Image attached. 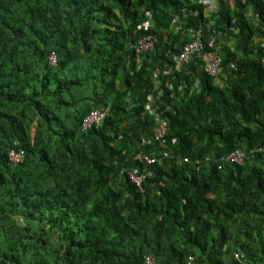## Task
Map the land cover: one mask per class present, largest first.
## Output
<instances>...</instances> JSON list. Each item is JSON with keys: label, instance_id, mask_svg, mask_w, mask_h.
<instances>
[{"label": "trees", "instance_id": "16d2710c", "mask_svg": "<svg viewBox=\"0 0 264 264\" xmlns=\"http://www.w3.org/2000/svg\"><path fill=\"white\" fill-rule=\"evenodd\" d=\"M146 256L264 264V0H0V264Z\"/></svg>", "mask_w": 264, "mask_h": 264}, {"label": "built area", "instance_id": "2783aa9c", "mask_svg": "<svg viewBox=\"0 0 264 264\" xmlns=\"http://www.w3.org/2000/svg\"><path fill=\"white\" fill-rule=\"evenodd\" d=\"M213 42H211L212 44ZM153 48V40L151 37L144 38L139 47L137 48V52H149ZM196 57H199L201 62L203 63L205 71L212 77H218L222 73V59L219 54L212 50L207 51L205 48V44L197 39L195 41L188 42L184 45L182 52L178 57V63L180 65H189ZM50 64L55 65L57 63V55L52 53L50 55ZM106 115V111L95 110L92 111L84 120V128L91 129L92 127L99 126L103 122ZM169 128L167 122L165 120H159L157 123V127L155 129L156 139L162 141L164 144L166 142V136L168 134ZM24 152H12L11 160L15 163H20L23 159ZM245 158V153L242 150H237L228 156V161L231 163L241 165L243 164ZM146 160L147 166L155 164L158 159L156 157H144ZM147 176L151 177L150 174ZM129 177L131 181H133L139 188L142 189V183L146 177V175L137 176L134 173H130ZM143 264H157L153 258L146 256ZM187 264H197L194 257L189 258Z\"/></svg>", "mask_w": 264, "mask_h": 264}, {"label": "clouds", "instance_id": "9594fccd", "mask_svg": "<svg viewBox=\"0 0 264 264\" xmlns=\"http://www.w3.org/2000/svg\"><path fill=\"white\" fill-rule=\"evenodd\" d=\"M214 7H216V4L214 5ZM146 37H151V38H152V40H153V48H154L155 41H156L155 37H153V36H145L144 38H146ZM144 38H143V39H144ZM143 39H142V40H143ZM197 39H200V40L204 43V41L202 40V38H201L200 36H197V38H195V39H193V40H191V41H195V40H197ZM142 40H141V41H142ZM141 41H140V42H141ZM191 41H189V42H191ZM140 42H139V45H140ZM209 42H214V39H211V41H209ZM187 43H188V42H187ZM185 44H186V43H185ZM185 44H184V45H185ZM138 47H139V46H138ZM138 47H137V48H138ZM183 47H184V46H183ZM137 48H136V51H137ZM153 48H152V50H153ZM182 49H183V48H182ZM152 50H151V51H152ZM207 51H212V50H207ZM214 51H215V50H214ZM181 52H182V50H181ZM181 52H180V53H181ZM216 52H217V51H216ZM137 53H138V52H137ZM180 53H179V54H180ZM217 53L219 54V52H217ZM219 56H220V55H219ZM220 57H221V56H220ZM196 58H199V57H196ZM221 59H222V58H221ZM199 60H200V58H199ZM200 61H201V60H200ZM49 62H50V60H49ZM201 63H202V62H201ZM202 64H203V63H202ZM184 66H185V65H184ZM186 66H188V65H186ZM203 68H204V66H203ZM204 70H205V69H204ZM222 70H223V67H222ZM94 111H95V110H94ZM101 111H102V110H101ZM105 116H106V115H105ZM101 124H102V123H101ZM19 152H21V151H19ZM17 153H18V152H17ZM23 158H24V155H23ZM11 161H12V160H11ZM12 162H13V161H12ZM13 163H15V162H13ZM191 257H193V256H191ZM191 257H190V258H191ZM194 258H195V257H194ZM195 260H196V258H195ZM188 261H189V259H188ZM188 261H187V263H188Z\"/></svg>", "mask_w": 264, "mask_h": 264}]
</instances>
